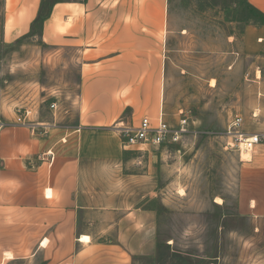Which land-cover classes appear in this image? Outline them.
Wrapping results in <instances>:
<instances>
[{"label":"crops","instance_id":"1","mask_svg":"<svg viewBox=\"0 0 264 264\" xmlns=\"http://www.w3.org/2000/svg\"><path fill=\"white\" fill-rule=\"evenodd\" d=\"M41 2L1 0L0 44L35 35L58 56L74 51L77 94L26 124L0 98V264H131L129 242L156 224L145 196L126 200L145 179L123 174L121 132L162 112L170 0H61L37 35ZM247 2L264 14V0ZM240 51L264 52V25L245 26ZM253 117L261 124L252 134L264 135V109ZM242 163L237 212L260 232L264 143Z\"/></svg>","mask_w":264,"mask_h":264},{"label":"rangeland","instance_id":"2","mask_svg":"<svg viewBox=\"0 0 264 264\" xmlns=\"http://www.w3.org/2000/svg\"><path fill=\"white\" fill-rule=\"evenodd\" d=\"M245 1L170 0L162 112L172 127L187 119L190 132L179 144L127 152L121 132L129 161L123 174L145 179L139 195L131 192L126 200L145 196L140 205L156 224L144 242H129L131 264H264V225L257 232L237 212L248 167L226 149L229 123L239 115L243 132L255 133L261 123L253 111L264 109V52L240 51L252 23L241 8ZM76 56L70 50L58 56L35 35L0 44V98L13 100L17 123L26 111L29 123L53 104L56 110L72 105Z\"/></svg>","mask_w":264,"mask_h":264},{"label":"built area","instance_id":"3","mask_svg":"<svg viewBox=\"0 0 264 264\" xmlns=\"http://www.w3.org/2000/svg\"><path fill=\"white\" fill-rule=\"evenodd\" d=\"M56 104L51 106L56 109ZM31 115L30 111H26L24 118L19 117L18 122L23 124ZM163 112L160 113L155 123L150 118H144L140 121L138 127H122V133L125 136L123 142L124 150H135V146L150 145L160 148L165 145L179 144L184 135L190 132L187 119H182L177 126H170ZM26 124V123H25ZM244 119L237 115L227 127V143L226 149L239 153L241 161H249L255 148L264 143V135L245 133L242 130ZM140 150V149H138ZM244 154L250 155L249 159H244Z\"/></svg>","mask_w":264,"mask_h":264},{"label":"trees","instance_id":"4","mask_svg":"<svg viewBox=\"0 0 264 264\" xmlns=\"http://www.w3.org/2000/svg\"><path fill=\"white\" fill-rule=\"evenodd\" d=\"M60 0H42L41 2V8H40V14L37 20L35 21L34 33L39 35L43 31V25L45 21L49 18L51 15L53 7L59 3ZM243 11L249 13V20L252 21L253 24L257 25H264V14L261 13L259 10L251 6L247 0L243 4Z\"/></svg>","mask_w":264,"mask_h":264},{"label":"bare ground","instance_id":"5","mask_svg":"<svg viewBox=\"0 0 264 264\" xmlns=\"http://www.w3.org/2000/svg\"><path fill=\"white\" fill-rule=\"evenodd\" d=\"M244 157H245L246 159H249V158H250V155H246V154H244Z\"/></svg>","mask_w":264,"mask_h":264}]
</instances>
